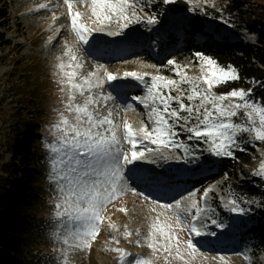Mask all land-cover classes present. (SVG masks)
Masks as SVG:
<instances>
[{
    "label": "rangeland",
    "instance_id": "374dc122",
    "mask_svg": "<svg viewBox=\"0 0 264 264\" xmlns=\"http://www.w3.org/2000/svg\"><path fill=\"white\" fill-rule=\"evenodd\" d=\"M177 1L179 0L165 3L164 0H138L137 8L142 9L140 14L155 17L156 23H133L117 36L102 32L105 36L102 40L104 44L98 48V53H93L91 47V38L96 31L89 37L88 44L79 42L71 29L68 7L63 0H16L10 8V14L19 19L18 22L14 20V23L20 25L15 27L13 24L11 33L7 34L12 45L18 47V53L16 47L12 49L15 50L13 52L10 51L11 48L5 49V52L0 50V188L8 187L6 178L10 175L4 166L12 164L9 143L14 129H22L29 121L37 124L40 140L35 145V152L41 156L37 167L42 179L38 188L39 204L35 208L37 219L28 241L30 257H33L35 264H64L65 261L66 264H120L119 254L113 251L116 248L129 254L124 264H131L136 259L149 260L151 264H264V255L258 254L252 235L247 229L256 224L262 212L257 208V200L235 202L239 211L232 212L228 201L234 198L227 191L226 176H222L215 183L201 185V180L207 175L221 170L224 160H237L236 152L245 154L247 159H239L240 161L235 163L241 180L248 179L251 182L260 179L264 184V176L257 174L260 163L264 161V141L254 139L248 132L237 135L231 156L216 157L207 151V143L186 139L189 134L178 128L179 140L188 146L190 155L178 148L164 149L163 155L156 154L148 160L128 165L124 170L128 190L104 207L98 234L94 239H88V246L69 248L63 244L60 236L63 223L58 221L55 215V204L59 200L56 185L51 178V159L54 154L47 145L55 143L52 126L57 122L58 113L64 111V105L67 103V89L61 92L64 86L59 83L60 70L56 67L60 62H70L69 57L64 55L65 51L72 49L82 65L80 68L65 69L75 70L77 79L96 71L97 66L102 64L104 71L120 77L124 72H136L147 73L145 80H150L153 75H161L179 82L184 74L194 78L202 75L203 62L196 55L201 52L196 49L208 40L205 34L199 33L196 38L192 36L193 24L197 27L200 23L208 34L213 35L214 40L224 44L256 42L243 31L236 30L231 21L234 17L226 9L231 0H181L189 5L188 10L183 14H172L168 7ZM246 1H249L248 5H264V0ZM72 2L73 11L82 14L80 22L93 28L97 27L92 23L95 18L91 17L88 7L90 0H84L83 3L81 0ZM41 4L47 6L40 8ZM48 43H51L50 48L47 47ZM57 57L61 60L58 61ZM169 59L174 60L175 64L168 65ZM155 60L157 63H154ZM213 60L215 61L214 58ZM216 64L221 68L234 70L229 65L222 67L218 62ZM177 72L181 75H177ZM234 73L237 75L235 70ZM120 80L107 82L101 89H93V93L113 96V99L100 109L101 114L107 115V109L110 108L115 123L122 126L124 121H127L133 129H138L142 124H147L150 128L149 110L132 99L134 96L145 94L144 86L135 81L126 89L120 87L118 92H113L114 84L120 83ZM231 81L214 86L213 94H226L232 90L249 93L244 89L229 88ZM189 87L188 84H179L185 95ZM179 94L178 91L171 93L173 96ZM246 98L253 100L249 95ZM83 100L84 97L76 95L75 103H83ZM230 102L239 101H225L226 104ZM184 103L189 102L185 99ZM257 103L261 104L258 101ZM126 104H131L132 108L126 109ZM173 107L178 105L173 103ZM244 111L238 110V116L234 117L233 121L246 123ZM129 147L125 145L126 149ZM164 156L168 158L165 159ZM150 160H153L154 166L135 171L136 164H150ZM134 172L144 177L138 178ZM165 174L168 177H164ZM205 190H210L206 197ZM192 191L196 192L195 197H191ZM143 196L148 199L145 200ZM202 197L204 198L201 199ZM193 199L198 206L207 209L203 217V223L206 225L204 231L215 232L216 235L195 237L193 234L197 251L189 254L191 250L182 244L183 260L173 258L174 250L172 256H169L163 250L154 252L149 249L145 239L149 225L158 216L163 220L165 215H172L171 211L161 209L158 205L174 204L176 200H180L182 206L187 207ZM153 200L156 201L155 204L152 203ZM153 208L155 211H152ZM221 209L224 212H221ZM161 213L163 215H160ZM212 219L221 226L213 225ZM126 232L130 235L125 236ZM176 234L181 241H187L189 238L187 231L176 229ZM71 243L75 244L76 241ZM165 257H168L167 261Z\"/></svg>",
    "mask_w": 264,
    "mask_h": 264
},
{
    "label": "snow or ice",
    "instance_id": "6c2138e0",
    "mask_svg": "<svg viewBox=\"0 0 264 264\" xmlns=\"http://www.w3.org/2000/svg\"><path fill=\"white\" fill-rule=\"evenodd\" d=\"M83 2L84 0H81V3ZM164 2L171 3L172 0ZM63 3L68 7L71 29L77 40L83 44L89 43V37L94 31L117 36L133 23H156L155 17L140 14L142 9L137 8L138 0H90L88 7L91 17L95 18L92 21L97 25L95 28L80 22L82 14L73 11L72 0H63ZM46 6L41 4L40 8ZM64 55L69 57L70 62H60L56 67L60 70L59 83L64 86L61 92L67 89V103L64 105V111L58 113L57 122L52 126L55 143H50L47 147L54 154L51 159V178L56 185L59 200L55 204V215L57 220L63 223L60 236L63 244L69 248L87 247L88 239H94L98 234L104 207L128 190L124 180V170L128 165L148 160L156 154L163 155L164 149L178 148L186 155L191 154L188 146L180 142L178 128L189 134L186 139L207 143V151L216 157L231 156L237 135L241 132H248L254 139L264 141V104L247 99L250 93L243 90L213 94L214 86L236 80L238 76L231 68L219 67L211 58L197 53L203 62L202 75L194 78L177 72V75H181L178 82L161 75H153L150 80H145L147 73L136 72H124L120 77L104 71L102 64L97 66L96 71L77 79L75 70L65 69L82 67L78 57L70 48ZM57 60L61 58L57 57ZM72 61L76 63L73 64ZM167 64L174 65L175 61L169 59ZM129 77L143 85L146 90L143 96H134L132 99L149 110L150 128L147 124H142L138 129H133L127 121L121 126L112 119L113 111L110 108L107 109V115L101 114L100 109L111 101L113 96L93 93V89H101L107 82ZM180 83L190 85L187 95L180 90ZM173 91L180 94L173 96ZM77 94L84 97L83 103H75ZM185 99L189 103H184ZM231 100L239 102L225 103ZM173 103L178 107H173ZM125 107L131 109L132 105L126 104ZM241 109L245 110L244 124L233 121ZM125 145L130 147L126 149ZM257 174L264 176V161L260 163ZM208 191L210 190H205L204 197ZM190 195L195 197L196 192L192 191ZM143 198L148 199L147 196ZM152 203L155 204L156 201L153 200ZM228 205L231 206L232 212L239 211L234 200H229ZM158 206L171 211L172 215H165L163 220L158 216L148 227L145 239L148 241L147 247L154 252L163 250L172 256L174 250L173 258L183 260L182 244L191 250L189 254L197 251L193 234L195 237L216 235L215 232L204 231L206 225L203 223V217L207 209L198 206L195 199L187 207H183L180 200H176L174 204L164 203ZM152 211H155V208ZM211 223L217 227L221 226L215 219H212ZM176 229L187 231L188 240L181 241ZM124 235L130 233L126 232ZM71 241L76 243L72 244ZM113 251L119 254L120 264H124L129 254L120 248ZM167 259L168 257H165L166 261ZM131 264H151V261L136 259Z\"/></svg>",
    "mask_w": 264,
    "mask_h": 264
},
{
    "label": "trees",
    "instance_id": "16d2710c",
    "mask_svg": "<svg viewBox=\"0 0 264 264\" xmlns=\"http://www.w3.org/2000/svg\"><path fill=\"white\" fill-rule=\"evenodd\" d=\"M15 2L16 0H0V50L3 52L10 48L12 51L16 47L7 38L13 24L15 27L20 25L14 23V20L18 22L19 19L10 14V8ZM248 2L231 0L226 9L234 17L231 21L236 30L249 35L256 41L255 44L243 41L224 44L216 41L200 23L197 27L192 25L191 34L207 35L208 41L198 46L197 52L214 58L222 67L229 65L234 68L238 79L229 82V88L249 91L251 99L264 104V5H248ZM39 140V128L31 121L22 129H14L10 138L9 152L12 164L4 166L10 175L6 178L8 187L0 188V264H35L33 257H30L28 241L37 219L35 208L40 198L38 188L42 174L37 166L41 156L35 152V145ZM235 155L237 160H224L221 170L207 175L201 180V185L215 183L222 176H226L227 191L233 195L236 203L257 200V208L262 212L256 224L247 229L252 235L258 254L264 255V184L260 179L251 182L248 179L241 180L235 163L239 159L242 161L247 159L246 155L240 152H236ZM221 212L224 210L221 209Z\"/></svg>",
    "mask_w": 264,
    "mask_h": 264
},
{
    "label": "bare ground",
    "instance_id": "6f19581e",
    "mask_svg": "<svg viewBox=\"0 0 264 264\" xmlns=\"http://www.w3.org/2000/svg\"><path fill=\"white\" fill-rule=\"evenodd\" d=\"M104 37L105 36L103 35L102 32L96 31V32L93 33L92 38H91V44H92L91 47H92V52L93 53H98V48H100L104 44V43H102L103 42L102 40H103ZM47 45H48L47 46L48 48L51 47V43H48ZM94 56H96V55H94ZM119 82L120 83H115L114 84V85H118V87H115V89L113 88V90H112L113 92L114 91L118 92L120 87L126 89L128 86L133 85L135 80L133 78L129 77V78H124V79L120 80ZM151 165L154 166L153 160H150V164H148L147 162H145L144 164H142V163L136 164L135 165L136 166L135 171H143L144 169H148V167H150ZM149 171H151V170H149ZM134 173H135V175H137V172H134ZM137 177L138 178H143L144 175L138 174ZM164 177H168V175L165 174ZM133 183H136V182L133 181Z\"/></svg>",
    "mask_w": 264,
    "mask_h": 264
},
{
    "label": "water",
    "instance_id": "95a60500",
    "mask_svg": "<svg viewBox=\"0 0 264 264\" xmlns=\"http://www.w3.org/2000/svg\"><path fill=\"white\" fill-rule=\"evenodd\" d=\"M189 5L184 1H177L174 4L169 5L168 11L172 14H183L188 10Z\"/></svg>",
    "mask_w": 264,
    "mask_h": 264
}]
</instances>
